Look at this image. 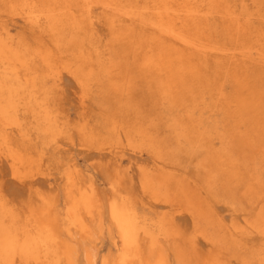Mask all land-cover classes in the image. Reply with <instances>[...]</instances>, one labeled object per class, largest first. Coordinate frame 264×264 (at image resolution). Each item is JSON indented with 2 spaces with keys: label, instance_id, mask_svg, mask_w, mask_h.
<instances>
[{
  "label": "bare ground",
  "instance_id": "obj_1",
  "mask_svg": "<svg viewBox=\"0 0 264 264\" xmlns=\"http://www.w3.org/2000/svg\"><path fill=\"white\" fill-rule=\"evenodd\" d=\"M1 164L0 264H264V0H0Z\"/></svg>",
  "mask_w": 264,
  "mask_h": 264
},
{
  "label": "rangeland",
  "instance_id": "obj_2",
  "mask_svg": "<svg viewBox=\"0 0 264 264\" xmlns=\"http://www.w3.org/2000/svg\"><path fill=\"white\" fill-rule=\"evenodd\" d=\"M66 79H67V82H66ZM66 83V84H65ZM70 83V84H69ZM72 83V84H71ZM68 84V85H67ZM66 85V86H65ZM71 85V86H70ZM64 87H66V89H64ZM74 87V84H73V82L71 81V80H68V78H65L64 77V79H63V81H62V89H64L63 90V95H62V97L64 98H62L61 97V102H62V104L64 105L65 104V106H64V109H65V111L67 110V115H68V117H69V119L71 120V121H75L76 119V117L75 116H77L76 114H77V112L76 111H78V110H76V107L78 108V103H77V100H76V96L74 95L73 96V94H74V91H75V88H73ZM68 88V89H67ZM71 90V91H70ZM68 94H67V93ZM67 97H66V96ZM70 95H71V97H70ZM68 98V99H67ZM64 100H66V101H68V102H66V101H64ZM68 105H67V104ZM73 104V105H75V106H73V105H71V104ZM70 108H69V107ZM68 108V109H67ZM72 108V109H71ZM73 110V111H72ZM75 110V111H74ZM74 112V113H73ZM73 113V114H72ZM72 115V116H71ZM75 115V116H74ZM73 120H72V119ZM77 138V137H76ZM77 141H78V138L76 139ZM78 148V149H77ZM77 148H75L76 150L74 151V156H76V159L78 160V162H79V164L82 166V168L83 169H85L86 171H88L90 174L91 173H93L94 175H95V178L97 179V181L98 182H101V181H103L104 180V174L103 173H101L102 171L101 170H104L103 169V167H101V169H100V167H97L96 165V168L93 166V164L92 163H94L95 162V160H96V157L95 156H93V151H85V152H81L80 153V151H79V147H77ZM77 151H78V153H77ZM90 156H89V155ZM87 156H88V159H87ZM92 156V157H91ZM90 158V159H89ZM92 158V159H91ZM84 159H86V160H84ZM91 160V162H89ZM88 163V164H87ZM3 164H1V167H0V170H2V171H0V186H1V188H2V190H3V192L5 193L6 192V194H4L5 196H6V198L8 199V200H10V201H13L15 204H21V202H23V201H25L26 200V191H25V188L27 189V185L26 184H24V183H20V182H15L13 179H12V177L7 173V174H4L5 172H8L7 171V167H4L5 165H3ZM91 165V166H90ZM85 166V167H84ZM93 166V167H92ZM5 168V169H4ZM4 169V170H3ZM95 169V170H94ZM96 169H99V170H96ZM97 171H100L99 173L97 172ZM4 174V175H3ZM100 174H103L104 176H103V178H102V175H100ZM9 175V176H8ZM56 177H58L56 174H53L52 175V178H50V182H51V180H53L51 183H50V186L51 187H54V188H56L57 187V185H58V182H59V180H58V178H57V180H56ZM3 178V179H2ZM42 177H36V179L35 180H38V181H35V184L39 187V189H44V190H47L50 186L48 185V182H46L44 179H41ZM43 181V182H42ZM44 181H45V183H46V185H48V186H45V184H44ZM56 182V183H55ZM4 184V185H3ZM40 184H41V186H40ZM24 186V187H23ZM6 188V189H5ZM6 190V191H5ZM8 190H10V191H12V192H10V191H8ZM23 191H25V192H23ZM17 192V193H16ZM57 193L56 195L59 197V199H61L62 198V194H61V192H59V191H57V190H55L54 191V193ZM13 193H14V195H13ZM25 193V196L23 195ZM9 195V196H8ZM19 195V196H18ZM11 196V197H10ZM16 196V197H15ZM15 198V199H14ZM19 202V203H18ZM109 247V242H108V238L107 237H105L104 239H103V242L101 243V246H100V248H99V252L101 253V254H103L104 252H106V250H107V248ZM105 250V251H104ZM99 253V256L101 255ZM99 256H98V258H99ZM97 258V264H100L99 263V259Z\"/></svg>",
  "mask_w": 264,
  "mask_h": 264
}]
</instances>
